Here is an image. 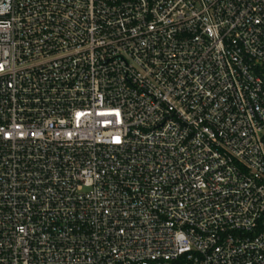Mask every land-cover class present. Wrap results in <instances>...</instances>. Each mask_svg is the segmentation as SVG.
I'll return each mask as SVG.
<instances>
[{
	"label": "built area",
	"instance_id": "built-area-1",
	"mask_svg": "<svg viewBox=\"0 0 264 264\" xmlns=\"http://www.w3.org/2000/svg\"><path fill=\"white\" fill-rule=\"evenodd\" d=\"M0 264H264V0H0Z\"/></svg>",
	"mask_w": 264,
	"mask_h": 264
}]
</instances>
